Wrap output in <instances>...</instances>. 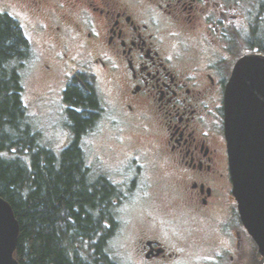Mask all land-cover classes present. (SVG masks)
<instances>
[{"label":"flooded vegetation","instance_id":"1","mask_svg":"<svg viewBox=\"0 0 264 264\" xmlns=\"http://www.w3.org/2000/svg\"><path fill=\"white\" fill-rule=\"evenodd\" d=\"M262 13L261 0H0V19L21 29L32 54L35 39L43 44L67 147L83 148L97 122L113 124L117 147L97 158L111 171L95 175L112 188L111 219L85 239L101 245L100 264H264L233 196L224 111L237 62L264 55ZM86 85L98 104L81 111L66 93ZM73 112L85 122L79 136ZM130 128L148 141L126 146ZM126 205L146 214L127 223Z\"/></svg>","mask_w":264,"mask_h":264},{"label":"trees","instance_id":"2","mask_svg":"<svg viewBox=\"0 0 264 264\" xmlns=\"http://www.w3.org/2000/svg\"><path fill=\"white\" fill-rule=\"evenodd\" d=\"M20 30L11 19H0V197L20 223L15 257L20 264H100L101 245L85 239L97 237L102 221L111 219L112 188L93 176L77 142L57 155L30 123L21 71L32 51ZM262 33L264 52V25ZM97 98L90 85L66 93L81 111L94 110ZM72 119L79 136L85 122L77 112Z\"/></svg>","mask_w":264,"mask_h":264},{"label":"water","instance_id":"3","mask_svg":"<svg viewBox=\"0 0 264 264\" xmlns=\"http://www.w3.org/2000/svg\"><path fill=\"white\" fill-rule=\"evenodd\" d=\"M233 196L241 221L264 257V55L249 54L234 67L224 98ZM21 227L0 197V264H20Z\"/></svg>","mask_w":264,"mask_h":264},{"label":"rangeland","instance_id":"4","mask_svg":"<svg viewBox=\"0 0 264 264\" xmlns=\"http://www.w3.org/2000/svg\"><path fill=\"white\" fill-rule=\"evenodd\" d=\"M33 45L35 54L31 53L30 59L22 68V77L25 86L24 102L28 110L30 123L37 131L42 133L43 144L54 150L57 155H60V153L68 146L67 141L70 139L67 130L68 120L65 115H62L61 106L54 103L48 95L50 87L55 85L56 80L52 78L51 75L48 76L45 74L43 72L44 70L41 68L42 64L39 60H41L40 52L43 50V44L40 40L38 41L35 39L33 41ZM101 87L102 84L99 85V88ZM98 90L101 98L105 101V96L102 90ZM111 100H113V98H111ZM111 125L113 124L107 125L106 122H97L94 130L88 135V137L82 140L88 166L91 168L93 176L100 175L102 172L109 173L108 171H111L112 161L104 162L97 159L101 156L103 147L107 146L111 149L117 147V144L110 135V131L112 129ZM123 137V141L128 147L139 146L140 143H146L148 141V139L140 131H133L132 128L123 133ZM145 140L147 141L144 142ZM151 177L158 187L161 182H164V179L162 178L163 176L160 173H153ZM157 189L153 190L151 194L155 195L158 191L160 192V190ZM121 209L122 210L120 212H122L121 214L125 217L127 223L129 221V216H132V218H141L144 214H146L145 208L131 209L130 206L126 205L121 207ZM218 210H221V206H218ZM127 230L128 228H126V231ZM173 231H176V229H173Z\"/></svg>","mask_w":264,"mask_h":264},{"label":"bare ground","instance_id":"5","mask_svg":"<svg viewBox=\"0 0 264 264\" xmlns=\"http://www.w3.org/2000/svg\"><path fill=\"white\" fill-rule=\"evenodd\" d=\"M75 109V108H74Z\"/></svg>","mask_w":264,"mask_h":264}]
</instances>
